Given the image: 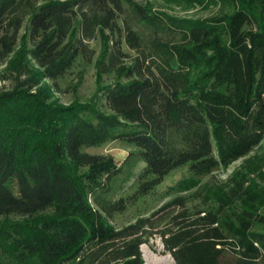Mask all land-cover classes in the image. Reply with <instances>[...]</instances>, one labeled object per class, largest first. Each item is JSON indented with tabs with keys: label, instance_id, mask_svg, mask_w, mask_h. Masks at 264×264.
<instances>
[{
	"label": "trees",
	"instance_id": "trees-1",
	"mask_svg": "<svg viewBox=\"0 0 264 264\" xmlns=\"http://www.w3.org/2000/svg\"><path fill=\"white\" fill-rule=\"evenodd\" d=\"M207 2L220 10L0 0L11 81L0 89V264H145L141 243L156 232L175 264H264V0ZM96 39V90L61 102L58 78L95 56ZM109 138L139 148L138 192L179 165L191 174L150 215L116 226L127 200L108 193L120 165L82 149ZM239 159L224 179L203 180Z\"/></svg>",
	"mask_w": 264,
	"mask_h": 264
},
{
	"label": "rangeland",
	"instance_id": "rangeland-1",
	"mask_svg": "<svg viewBox=\"0 0 264 264\" xmlns=\"http://www.w3.org/2000/svg\"><path fill=\"white\" fill-rule=\"evenodd\" d=\"M146 1V0H142ZM152 1L161 10H166L170 13L194 15V16H208L216 13L220 10V7L214 3H209L207 0L204 2L196 3L193 6L187 8L183 2L174 0H149ZM93 46L97 52L92 59H87L83 55H78L73 64L68 70L58 78L60 90L56 92L61 102L67 103L74 99H87L89 98L97 88L99 78L96 67V58L100 52L99 39L93 41ZM126 51L132 52V50L124 44ZM5 69V63L0 64V89L9 87L11 81L4 78L1 73ZM116 72L114 69H110L103 73V82H109L115 80ZM83 150L92 153H106L112 154L118 165H120L119 171L112 177L110 184L111 189L108 195L112 197L124 196L127 200L126 206L123 210L117 211L112 216V221L116 226H123L129 222L134 221L136 218L142 215H150L152 211L158 209L164 202L170 199L173 195L177 194L175 188L176 183L191 174L188 168V164L179 165L171 169L163 179L151 188L148 192H138L140 187V172L144 167V161L138 155V147L132 142L122 140L119 138H109L102 143L85 145ZM240 159L235 161L227 169L216 168L211 175L202 176L203 180L219 181L224 179L232 168L239 163ZM12 187L17 191V187L12 182ZM4 216H0V219ZM9 217L12 219L22 218L18 213H11ZM147 243L152 250L157 254H170L165 250L164 243L161 235L156 232L150 236ZM142 255L145 264L148 263L142 249Z\"/></svg>",
	"mask_w": 264,
	"mask_h": 264
},
{
	"label": "bare ground",
	"instance_id": "bare-ground-1",
	"mask_svg": "<svg viewBox=\"0 0 264 264\" xmlns=\"http://www.w3.org/2000/svg\"><path fill=\"white\" fill-rule=\"evenodd\" d=\"M142 249L144 251L146 260L151 264H175L174 258L171 254H157L152 248L147 244H142Z\"/></svg>",
	"mask_w": 264,
	"mask_h": 264
}]
</instances>
